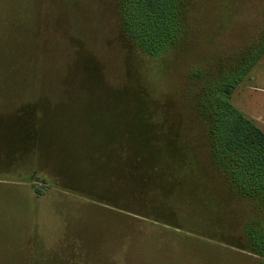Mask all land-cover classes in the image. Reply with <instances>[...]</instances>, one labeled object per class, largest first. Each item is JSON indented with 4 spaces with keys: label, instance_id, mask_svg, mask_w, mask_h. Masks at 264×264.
I'll list each match as a JSON object with an SVG mask.
<instances>
[{
    "label": "rangeland",
    "instance_id": "rangeland-1",
    "mask_svg": "<svg viewBox=\"0 0 264 264\" xmlns=\"http://www.w3.org/2000/svg\"><path fill=\"white\" fill-rule=\"evenodd\" d=\"M118 3L0 0V264H264L197 102L263 49L230 101L264 132V0H186L158 58Z\"/></svg>",
    "mask_w": 264,
    "mask_h": 264
},
{
    "label": "trees",
    "instance_id": "trees-1",
    "mask_svg": "<svg viewBox=\"0 0 264 264\" xmlns=\"http://www.w3.org/2000/svg\"><path fill=\"white\" fill-rule=\"evenodd\" d=\"M118 6L124 33L148 57L163 56L184 36L186 0H119ZM261 50L243 54L228 70L223 67L218 77H205L197 102L208 125L215 166L243 198L264 204V132L230 101ZM194 75L201 76L198 71ZM40 190L37 186L38 194Z\"/></svg>",
    "mask_w": 264,
    "mask_h": 264
}]
</instances>
